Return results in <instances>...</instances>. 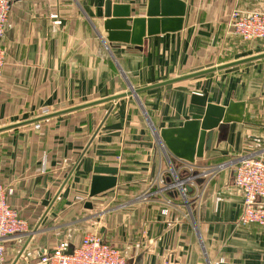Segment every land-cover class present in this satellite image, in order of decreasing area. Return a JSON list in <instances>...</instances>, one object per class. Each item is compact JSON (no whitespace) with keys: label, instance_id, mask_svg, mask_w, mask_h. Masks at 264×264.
I'll list each match as a JSON object with an SVG mask.
<instances>
[{"label":"crops","instance_id":"obj_1","mask_svg":"<svg viewBox=\"0 0 264 264\" xmlns=\"http://www.w3.org/2000/svg\"><path fill=\"white\" fill-rule=\"evenodd\" d=\"M105 1L18 0L11 7L0 39V127L124 93L125 79L138 89L264 53L253 52L258 41H246L248 54L208 56L234 47L230 11L262 10L264 0H180L182 29L144 36L141 50L108 41ZM111 1L128 5L131 18L146 16L147 0ZM203 90L220 107L243 102V121L230 123L220 142L214 129L210 150L187 162L162 145L149 121L157 131L181 128L204 113L190 103ZM247 155L264 159V59L1 132L0 184L28 234L4 243L0 264L34 262L86 234L122 250L128 264H264V229L237 225L242 194L231 164ZM181 162L195 173L227 167L196 180L187 204L174 192L143 199L150 180ZM95 167L116 168L117 183L89 197Z\"/></svg>","mask_w":264,"mask_h":264},{"label":"water","instance_id":"obj_2","mask_svg":"<svg viewBox=\"0 0 264 264\" xmlns=\"http://www.w3.org/2000/svg\"><path fill=\"white\" fill-rule=\"evenodd\" d=\"M185 11L186 5L180 0H147L146 16L144 18H131L130 7L128 5L112 4L111 0H106L104 4V30L108 34L107 39L110 43L119 42L131 44L135 46L136 49L141 50L144 36L180 31L183 27ZM128 23H130V25H128ZM260 59H264V53L168 79L146 87L138 89L130 88L128 91L121 94L0 127V133L99 104L107 102L115 103L124 97L133 96L137 98L139 94L156 88L203 77ZM207 98L206 90H203L201 94L193 93L190 97V103L194 106L203 108L204 113L191 114L190 120L185 122L181 128L160 130L161 141L175 157L187 162H193L195 158H202L203 153L210 150L214 129L218 131V142H220L222 141L221 137L223 133L226 132L230 123H241L243 121L245 107L243 102L231 101L228 106L224 108L208 103ZM108 114L109 112L106 114V117ZM93 172L94 176L91 181L89 197H94L112 190L116 186V168L95 167ZM85 207L88 209L92 208L89 202L85 204ZM34 232H36V229ZM31 237L32 235H30V238ZM24 248L25 247H23L18 257Z\"/></svg>","mask_w":264,"mask_h":264},{"label":"built area","instance_id":"obj_3","mask_svg":"<svg viewBox=\"0 0 264 264\" xmlns=\"http://www.w3.org/2000/svg\"><path fill=\"white\" fill-rule=\"evenodd\" d=\"M18 0H0V39L11 7ZM52 18L57 19V15ZM56 21L55 24H59ZM230 34L242 41L264 42V9L245 11L233 9L227 21ZM5 52L0 44V80L4 65ZM120 159V158H118ZM233 184L242 194V207L237 225H257L264 229V159L257 155L239 157L232 164ZM225 164L212 167L211 170L195 173V168L186 162H181L170 171L160 173L155 183L143 195L147 199L154 193L174 192L186 204L189 202L188 189L196 180L206 178L209 173L226 168ZM10 190L0 184V261L5 255L4 243L15 236L28 234L27 223L20 218L18 212L7 202ZM165 204L171 205V199L165 198ZM27 264H128L122 250L104 240L98 234H86L77 245L60 241L50 254L41 255L36 261ZM159 264H178L165 261Z\"/></svg>","mask_w":264,"mask_h":264},{"label":"rangeland","instance_id":"obj_4","mask_svg":"<svg viewBox=\"0 0 264 264\" xmlns=\"http://www.w3.org/2000/svg\"><path fill=\"white\" fill-rule=\"evenodd\" d=\"M229 35H232V34L229 33ZM233 36L235 37L234 38L235 39L234 40V47H230L229 49L228 48H226V49H216V51H214V55H213V51L210 52L208 54L209 60L211 58L212 59L216 58V59H218L220 61L229 60V59H232V58H236L239 55L240 50H242V49L245 50V51L243 50L244 53L247 52L246 54H248V53H250L252 51V48H251L252 45L250 44V42L242 41V40H240V38L236 37L235 35H233ZM252 44H253V47L255 48V50L253 52H260V51L264 50V42L263 41H259L258 43H252ZM248 47L250 49H248ZM124 78H125V76H124ZM125 80H126V82L128 84V90L130 88H133L132 85L129 83V81L127 79H125ZM96 116H98V120H99L100 113L97 114ZM146 119L149 121L147 116H146ZM149 125L151 126L150 130H151L152 134L160 137V130L157 131L152 126L151 121H149ZM162 145H164L163 142H162ZM155 179L156 178L150 180L149 183H148V186L151 187V185L155 183ZM150 190H153V188H151Z\"/></svg>","mask_w":264,"mask_h":264},{"label":"trees","instance_id":"obj_5","mask_svg":"<svg viewBox=\"0 0 264 264\" xmlns=\"http://www.w3.org/2000/svg\"><path fill=\"white\" fill-rule=\"evenodd\" d=\"M259 42V41H258Z\"/></svg>","mask_w":264,"mask_h":264}]
</instances>
